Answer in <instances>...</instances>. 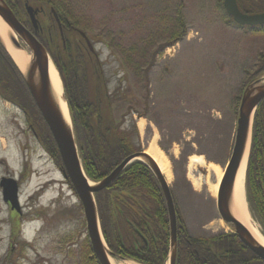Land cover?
Here are the masks:
<instances>
[{
  "label": "rangeland",
  "instance_id": "1",
  "mask_svg": "<svg viewBox=\"0 0 264 264\" xmlns=\"http://www.w3.org/2000/svg\"><path fill=\"white\" fill-rule=\"evenodd\" d=\"M49 1L68 10L70 23L93 43L115 122L123 119L128 130L135 123L133 143L142 150L155 138L165 151L169 186L187 212L191 234L229 232L216 222L210 200L215 174L206 164L191 168L187 163L201 156L222 170L226 166L239 97L264 51V30L236 26L222 0ZM182 29V39L162 47ZM148 66L145 88L141 78ZM98 84L91 79V92ZM129 106L142 117L125 115ZM14 114L21 113L0 98V159L9 156L18 170L27 155L32 165L19 187L20 214L3 203L0 191V264H79L87 243L78 199L45 147L35 143L21 116L15 123ZM138 119L145 121L143 130ZM21 145L26 149L19 150Z\"/></svg>",
  "mask_w": 264,
  "mask_h": 264
},
{
  "label": "trees",
  "instance_id": "2",
  "mask_svg": "<svg viewBox=\"0 0 264 264\" xmlns=\"http://www.w3.org/2000/svg\"><path fill=\"white\" fill-rule=\"evenodd\" d=\"M24 1L34 7H42L47 14L46 20L40 22L42 33L39 31L36 37L48 47L59 67L83 170L91 181L97 182L109 175L128 155L140 150L139 145L133 143V139L137 137L135 123L132 129L128 130L123 128V119L118 123L115 122L111 107L112 98L105 88L99 65L87 52L81 37L72 31L76 26L68 20V10L63 11L49 0H5L26 27H30V23ZM49 6L56 9L63 24L65 46H62L54 20L48 17ZM244 8L249 13L264 11V7H257L255 4H249ZM185 33V29H182L178 35L177 32L174 33L171 42L162 47L174 44L182 39ZM58 56L65 58L61 59L64 67L59 64ZM125 63L131 67V59L128 56H125ZM148 72L149 66L142 72L141 81L144 82L145 88L149 82ZM262 74H264V51L260 53L256 69L245 85ZM92 78L99 84L91 92ZM128 92L127 90L125 95ZM0 95L27 113L42 144L60 163L55 143L28 93L23 77L1 43ZM132 112L138 117L142 116L135 112L132 106L127 108L125 115H131L132 119ZM244 189L251 217L258 223L264 235V100L257 106L253 116ZM137 196L143 211V221L137 232L146 240V244L142 243L140 251L135 249ZM94 198L101 232L108 248L115 255L140 264H165L167 240H164V233L167 237L168 232L166 205L160 186L146 164L141 161L131 162L108 187L96 192ZM177 226L178 229L182 226L183 230H178L180 237L176 264H264L232 234L210 239L191 237L179 216H177ZM181 246L184 248L182 251ZM79 264H98L89 244Z\"/></svg>",
  "mask_w": 264,
  "mask_h": 264
},
{
  "label": "water",
  "instance_id": "3",
  "mask_svg": "<svg viewBox=\"0 0 264 264\" xmlns=\"http://www.w3.org/2000/svg\"><path fill=\"white\" fill-rule=\"evenodd\" d=\"M223 5L227 14L238 24H264V12L253 15L244 14L239 11L236 0H223ZM25 9L29 16L33 33L18 20L4 0H0V18L11 30V34L8 35V40L16 49L23 50L20 44L21 41L30 51L29 64L25 72H20L30 96L46 123L56 145L63 166V174L70 180L82 204L87 237L96 260L99 264H111L109 256L116 257L119 260L124 259L117 257L111 252L103 241L94 193L108 187L129 163L137 160L144 162L149 167L163 193L169 214V264H175L176 214L167 180L156 162L145 151H138L128 155L109 175L96 183L87 178L79 158L71 120L69 118V123L66 121L61 109V102L56 95H54L50 84L48 73L49 65H52L56 72L57 69L45 47L35 37V33L40 29L39 19L37 17L40 9L34 8L28 4H25ZM50 14L58 27L61 41L64 43L62 24L57 12L52 7L50 8ZM78 32L84 39L88 49L94 52V48L86 34L82 31ZM0 41H3L1 37ZM262 100H264V75L249 82L242 92L238 107L233 145L227 166L217 188L216 203L218 214L223 223L230 228V231L233 232L245 247L264 261V246L261 245L252 236L250 231L234 217L230 210V201L233 195L237 172L241 166L247 148V157L249 153L253 116L257 106ZM1 186L3 187L4 200L9 201L11 203V208L18 211L17 185L15 180L8 179L5 183H1Z\"/></svg>",
  "mask_w": 264,
  "mask_h": 264
},
{
  "label": "bare ground",
  "instance_id": "4",
  "mask_svg": "<svg viewBox=\"0 0 264 264\" xmlns=\"http://www.w3.org/2000/svg\"><path fill=\"white\" fill-rule=\"evenodd\" d=\"M11 34V30L8 26L1 20L0 18V37L3 40V44L9 53L10 57L17 65L21 72H25L29 61L30 55L27 54L25 51L16 49L12 43L8 40V35ZM49 80L54 92V95L60 100L61 102V109L66 121L69 123V113L67 109V105L62 96V87L61 81L58 77L57 72L53 68L52 65H49ZM139 130H143L145 127V121L143 119H138L137 122ZM158 165L159 169L161 170L163 176L169 183L171 178V171L168 159L165 153L157 146L155 142V138L152 139L151 143L148 147L144 150ZM247 152L248 148L245 152L244 158L241 162V166L237 172L235 185L233 189V195L230 201V210L234 217L243 224L252 234V236L264 246V236L261 234L259 228L255 225L256 223L252 221L251 215L248 211L247 203L245 200V191H244V179H245V169L247 163ZM207 165L208 170L212 171L216 176V181L211 185L209 191L212 192L214 196H216L218 184L221 180L223 170L216 165L215 163H205V160L201 156H191L188 160V167L193 168L195 165L204 166ZM190 168V169H191ZM219 225H223V222L218 221ZM109 261L111 264H137L133 261H123L119 260L116 257L109 256Z\"/></svg>",
  "mask_w": 264,
  "mask_h": 264
},
{
  "label": "flooded vegetation",
  "instance_id": "5",
  "mask_svg": "<svg viewBox=\"0 0 264 264\" xmlns=\"http://www.w3.org/2000/svg\"><path fill=\"white\" fill-rule=\"evenodd\" d=\"M24 5L25 4H28L27 1H24L23 3ZM249 4H255L257 7H264V0H237V6L239 8V10L245 14H248L247 13V10L244 8V7H247L249 6ZM241 6V8H240ZM34 7V6H33ZM50 7V6H49ZM243 7V8H242ZM36 8V7H35ZM39 8V12H40V15L38 14L37 17L39 19V27H40V22L41 20H45L46 19V12L43 10L42 7H37ZM263 11V10H262ZM261 11H258V13H260ZM41 16V17H40ZM49 18H51L52 16L49 14L48 15ZM230 21L233 22V20L229 17ZM234 23V22H233ZM236 24V23H234ZM236 26L238 27H246V28H251V29H255V30H264V25H258V26H240V25H237ZM57 27V26H56ZM58 29V28H57ZM62 30H63V35H64V38H65V34H64V27H62ZM39 31L42 33V30H41V27L39 29ZM59 31V30H58ZM72 31L76 32L74 29H72ZM77 33V32H76ZM47 34H48V37H50V33L49 31H47ZM60 34V33H59ZM65 44H66V39L64 40ZM42 43V42H41ZM85 43V42H84ZM43 44V43H42ZM65 44L62 43V46H65ZM44 45V44H43ZM45 48L48 50V47L46 45H44ZM86 46V44H85ZM26 49V48H25ZM86 50L87 52H89V54H91L94 59L97 61L98 65H99V60H98V57H97V54L96 53H93V52H90L89 49L87 48L86 46ZM49 55L50 57L52 58V53L49 52ZM56 55V54H55ZM58 58V62L61 66L64 67V62L62 61L63 60V56L60 58V56L57 57ZM62 59V60H61ZM65 59V58H64ZM57 65V64H56ZM58 67V66H57ZM59 68V67H58ZM0 98L3 100L4 98L1 97L0 95ZM21 111H19L21 114L18 115V114H14L15 117H14V120H15V123H17V117L18 116H21V119H23V121L25 122V125L29 128V130L31 131V135L32 137L34 138L35 140V143H37L39 146H43L42 142H41V139H40V136L38 134V132L36 130H34L33 128V125H32V122H29L30 118L27 116V114L25 113L24 110L20 109ZM1 145V144H0ZM23 149L25 150L26 148H23V146L21 145V147L19 148L20 149ZM42 151L45 152V150H43L42 148ZM46 153L47 155L53 159V155L51 152H49L47 149H46ZM7 157V161L4 159H0V165L1 166H5V171L0 175V191H1V198H2V201L3 203L9 207L10 211H13L11 209V204L9 201H5L3 199V195H2V189L3 187L1 186V183H5L6 179H14L16 182H17V188L19 189V187L21 186V184L23 183V181L28 177V175L26 176V173H28V169H30L32 163H31V158L29 156L26 155L25 158L21 159L20 161V165L18 168V170H14L11 165H10V157L9 156H6ZM230 157V156H229ZM54 160V159H53ZM229 160V159H228ZM55 164H56V167L58 168V171L61 173H63V168L62 166L56 162V159H55ZM227 165V164H226ZM226 166L224 167L223 169V172L225 170ZM3 169V168H2ZM223 174V173H222ZM64 179V178H63ZM66 181L67 184L70 185V182L68 179H64ZM173 200H174V204H175V214H176V221H177V216L181 217V222L184 224L187 232L190 234L191 237H202V238H206V239H210V238H214V237H218V236H221V235H225V233L227 232H222V233H218V234H215V235H211V236H205V235H200L201 233H198L200 231H196L195 234H191V231H190V226H188V217H187V212L181 207L180 203L178 201V198L174 195L173 193ZM210 200L215 203V211H216V222L220 221L219 218V214H218V210H217V203H216V196H214L212 193H210ZM210 201V202H211ZM135 203L137 205V208L135 209V216H136V246H135V249L140 251V248H142V243L146 244V240L144 239L143 235L139 234L138 232V227L140 225V223L143 221V217H142V213L143 211L141 210L140 206V199L139 197L137 196L135 198ZM166 212H167V221H168V226H167V229H168V232H167V237H166V234L164 233V240L166 241L167 240V258L166 259H169V251H170V226H169V214H168V210L166 209ZM81 213H82V210H81ZM214 216V215H213ZM83 218V216H82ZM205 225V224H204ZM178 230H183L182 226L179 227L178 229V226L176 227V245H177V250H178V243H179V237H180V234L178 232ZM200 230V229H198ZM138 231V232H137ZM193 232V231H192ZM181 233V232H180ZM233 233V232H232ZM163 238V237H162ZM66 239V238H65ZM64 243L65 245L67 244L66 240H64ZM164 243V242H163ZM162 244V242H161ZM184 248L181 246V251L183 250ZM248 249V248H247ZM176 250V256H175V264H176V261H177V256H178V252ZM248 251L250 253H252L249 249ZM254 255V257H257L254 253H252Z\"/></svg>",
  "mask_w": 264,
  "mask_h": 264
}]
</instances>
